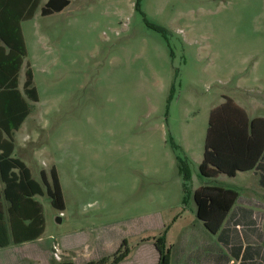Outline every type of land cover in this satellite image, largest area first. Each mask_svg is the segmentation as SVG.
<instances>
[{"label": "rangeland", "instance_id": "rangeland-1", "mask_svg": "<svg viewBox=\"0 0 264 264\" xmlns=\"http://www.w3.org/2000/svg\"><path fill=\"white\" fill-rule=\"evenodd\" d=\"M46 1L21 23L18 89L28 62L38 101L12 134V157L60 188L62 212L35 198L43 245L70 264H157L167 227V264L212 261L192 193L240 178L199 177L207 117L226 96L264 118V0H69L41 16Z\"/></svg>", "mask_w": 264, "mask_h": 264}, {"label": "trees", "instance_id": "trees-1", "mask_svg": "<svg viewBox=\"0 0 264 264\" xmlns=\"http://www.w3.org/2000/svg\"><path fill=\"white\" fill-rule=\"evenodd\" d=\"M39 2L40 0H0V248L32 241L42 235V206L34 197L45 195L51 208L58 212L64 209L54 170L49 172L50 183L43 171L39 172L37 182L32 178L29 168L12 157V134L29 115L28 102H37L29 67L26 65L20 91L17 88V74L26 56L20 23L33 17ZM68 4L69 0H47L40 8V15L58 13ZM137 7L136 4V9ZM151 26L161 34L166 33L159 26ZM263 148L264 120L248 121L239 107L229 98H224L222 104L209 111L198 175L211 180L220 174L233 177L236 172L251 170ZM175 162L177 173L182 179V204H185L190 179L189 168L182 158L176 157ZM235 199L236 193L232 190L218 186H200L192 193L195 217L209 234L214 235L219 232ZM166 228L156 245L159 252L157 264L168 262V251L164 245ZM217 241L224 244L221 233L218 234ZM232 248L228 247V250ZM239 250L238 247L232 249L234 258L238 256ZM243 257L242 255L240 259Z\"/></svg>", "mask_w": 264, "mask_h": 264}, {"label": "crops", "instance_id": "crops-1", "mask_svg": "<svg viewBox=\"0 0 264 264\" xmlns=\"http://www.w3.org/2000/svg\"><path fill=\"white\" fill-rule=\"evenodd\" d=\"M26 65L30 67L28 62H26L25 67ZM224 98L228 97L222 96L221 102H219L218 105L214 106L213 108L222 104L224 102ZM230 100L244 112L248 121L253 119L264 120L263 117L249 116L243 107L234 102L232 99ZM219 176L226 177L230 180H235L237 177L240 178L236 186L237 191H234L236 193V199L227 212L219 232L213 235L217 245L220 249H222V253H217L216 257L212 261L197 264H264V148L260 153L255 167H253L251 170L236 172L233 177H227L222 174L218 175L217 177ZM216 178L211 180H215ZM36 197H34V199ZM219 233H221L222 239L224 238L223 245L217 241V236ZM41 236L32 241L23 242L20 244H9L6 247L0 248V264L66 263L59 262L57 259H55V257H53L57 256L56 253H59L57 247L55 245H52V247L43 245ZM228 247L240 248L239 254L236 258L232 256L233 248L228 250ZM242 255L244 257L240 259Z\"/></svg>", "mask_w": 264, "mask_h": 264}, {"label": "water", "instance_id": "water-1", "mask_svg": "<svg viewBox=\"0 0 264 264\" xmlns=\"http://www.w3.org/2000/svg\"><path fill=\"white\" fill-rule=\"evenodd\" d=\"M55 221H56V223H59L60 222V218L57 217Z\"/></svg>", "mask_w": 264, "mask_h": 264}]
</instances>
